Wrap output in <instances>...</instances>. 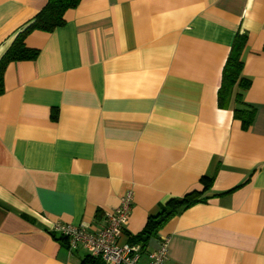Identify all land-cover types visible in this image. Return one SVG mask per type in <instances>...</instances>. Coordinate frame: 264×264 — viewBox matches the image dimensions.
Masks as SVG:
<instances>
[{
	"label": "crops",
	"instance_id": "1",
	"mask_svg": "<svg viewBox=\"0 0 264 264\" xmlns=\"http://www.w3.org/2000/svg\"><path fill=\"white\" fill-rule=\"evenodd\" d=\"M46 1L0 0V59ZM64 18L28 34L36 58L3 72L0 264H83L53 225L97 230L127 190L123 243L169 199L204 198L149 238L139 264L162 238L164 264H264V0H81ZM236 32L255 108L246 129L235 90L218 105Z\"/></svg>",
	"mask_w": 264,
	"mask_h": 264
},
{
	"label": "trees",
	"instance_id": "2",
	"mask_svg": "<svg viewBox=\"0 0 264 264\" xmlns=\"http://www.w3.org/2000/svg\"><path fill=\"white\" fill-rule=\"evenodd\" d=\"M81 0H47L45 5L23 27L17 31L15 37L0 59V94L3 92V72L11 61L32 60L36 58L38 50L25 44V38L35 30L53 31L65 23L64 14L69 8L79 4ZM247 41V34L236 32L228 57L222 69L221 83L218 89V105L226 107L234 91L233 116L240 120L243 129L248 128L255 117V108L246 104L243 93L251 85L250 78L242 74V52ZM204 180V178H202ZM204 200L201 192L193 190L182 197L169 199L159 210L148 217L143 229L130 236V244L138 245L140 252L146 247L150 237L156 236L163 225L177 212H180L196 202ZM63 237V236H62ZM65 238V237H64ZM98 258L87 255L83 264L93 263Z\"/></svg>",
	"mask_w": 264,
	"mask_h": 264
},
{
	"label": "built area",
	"instance_id": "3",
	"mask_svg": "<svg viewBox=\"0 0 264 264\" xmlns=\"http://www.w3.org/2000/svg\"><path fill=\"white\" fill-rule=\"evenodd\" d=\"M132 206L133 192L127 190L120 197L118 206L105 213L103 227L94 230L84 223L75 225L56 222L52 231L65 237L69 252L81 247L88 255L101 259L104 264H139L140 247L120 241ZM167 258L168 242L166 238H162L158 247L148 252L147 264H164Z\"/></svg>",
	"mask_w": 264,
	"mask_h": 264
}]
</instances>
